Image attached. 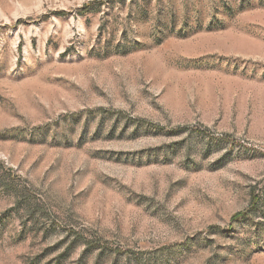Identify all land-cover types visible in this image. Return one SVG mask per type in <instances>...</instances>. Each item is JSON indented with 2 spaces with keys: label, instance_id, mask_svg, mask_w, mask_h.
I'll return each mask as SVG.
<instances>
[{
  "label": "rangeland",
  "instance_id": "rangeland-1",
  "mask_svg": "<svg viewBox=\"0 0 264 264\" xmlns=\"http://www.w3.org/2000/svg\"><path fill=\"white\" fill-rule=\"evenodd\" d=\"M0 264H264V0H0Z\"/></svg>",
  "mask_w": 264,
  "mask_h": 264
}]
</instances>
